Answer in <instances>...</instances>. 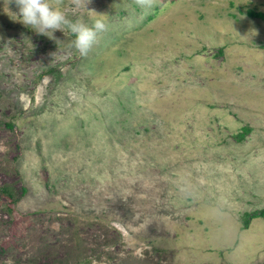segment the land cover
Masks as SVG:
<instances>
[{
	"label": "rangeland",
	"instance_id": "obj_1",
	"mask_svg": "<svg viewBox=\"0 0 264 264\" xmlns=\"http://www.w3.org/2000/svg\"><path fill=\"white\" fill-rule=\"evenodd\" d=\"M7 2L0 264H264V0H63L87 56Z\"/></svg>",
	"mask_w": 264,
	"mask_h": 264
},
{
	"label": "clouds",
	"instance_id": "obj_2",
	"mask_svg": "<svg viewBox=\"0 0 264 264\" xmlns=\"http://www.w3.org/2000/svg\"><path fill=\"white\" fill-rule=\"evenodd\" d=\"M15 3L19 9V21L27 28L34 29L37 34L51 38L55 31H68L75 36L74 48L81 56H87L94 45L98 43V35L107 31V25L103 20H96L92 27L85 25L81 20L70 21L60 10L59 5L63 0H8ZM73 5L79 9L97 15L94 11L87 10L91 0H72ZM135 3L142 9L151 8L153 0H135ZM104 16V15H98Z\"/></svg>",
	"mask_w": 264,
	"mask_h": 264
},
{
	"label": "trees",
	"instance_id": "obj_3",
	"mask_svg": "<svg viewBox=\"0 0 264 264\" xmlns=\"http://www.w3.org/2000/svg\"><path fill=\"white\" fill-rule=\"evenodd\" d=\"M260 216L264 217V211H262V212L258 215V217H260ZM254 217H256V216L254 215Z\"/></svg>",
	"mask_w": 264,
	"mask_h": 264
}]
</instances>
